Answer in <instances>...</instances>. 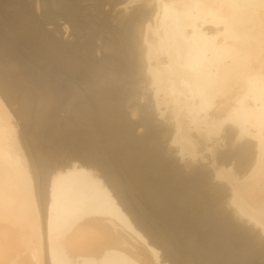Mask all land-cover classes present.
Returning <instances> with one entry per match:
<instances>
[{"label":"bare ground","instance_id":"bare-ground-1","mask_svg":"<svg viewBox=\"0 0 264 264\" xmlns=\"http://www.w3.org/2000/svg\"><path fill=\"white\" fill-rule=\"evenodd\" d=\"M31 1L0 0V264H264V0H41L39 18ZM109 4L135 6L111 20ZM58 16L90 36L58 40L43 24ZM126 85L129 97L139 86L155 90L149 139L170 148L133 136L121 107ZM72 86L78 130L54 110L39 117ZM10 100L27 119L33 161ZM164 106L172 114L157 128ZM220 131L223 143L212 147L226 148L214 172L186 161L202 135L209 142ZM171 146L181 167L193 164H184L188 179ZM61 154L71 158L56 166Z\"/></svg>","mask_w":264,"mask_h":264},{"label":"rangeland","instance_id":"rangeland-1","mask_svg":"<svg viewBox=\"0 0 264 264\" xmlns=\"http://www.w3.org/2000/svg\"><path fill=\"white\" fill-rule=\"evenodd\" d=\"M35 1H38V0H35ZM39 1H41V0H39ZM38 1V3H37V5H36V7H35V12H36V15L38 16V18L39 17H43L44 16V14L46 13L45 11H44V9H43V7H44V4H39V3H42V1L41 2H39ZM29 2H32L31 0H29ZM140 2H142V0H139V1H137L136 3L137 4H139ZM135 3V5H137ZM32 4V3H31ZM89 2L87 3V2H84V3H82V7L84 8V7H88L89 5ZM33 5V4H32ZM39 5V6H38ZM134 5V4H133ZM132 5V7H129L128 9L130 10H128L127 8H125L124 7V5H121V6H119L115 11L112 9V7H111V5L109 4V5H105V6H103L102 8L104 9V11H103V14H106L107 15V17H110V19L111 20H116V18H118V17H121V15L122 16H124L125 14H127L126 13V9H127V11H129L128 13H130L131 12V9H133V7L135 6H133ZM41 6V7H40ZM43 6V7H42ZM123 6V7H122ZM125 8V9H124ZM119 10V11H118ZM9 12H10V10H8ZM114 11V12H113ZM107 12V13H106ZM112 12V13H111ZM115 12H117V13H115ZM125 12V13H124ZM14 12L11 10V15L13 14ZM84 13H89V10L87 9L86 11H84ZM98 14V11L97 12H95V15H97ZM115 14V15H114ZM117 14V15H116ZM14 16H15V14H13ZM106 15H102V14H99L98 15V18H97V20H98V22L99 21H101L102 20V18H104V16H106ZM129 15V14H128ZM126 16V15H125ZM101 17V18H100ZM40 19H42V18H40ZM46 19H47V17H46ZM101 19V20H100ZM42 20H44V19H42ZM54 22H44L43 24H44V29H45V31H47V32H49V33H52L58 40H60V41H62V42H71V43H76L77 41H79V40H81V43L82 42H84L85 40H86V38H88L89 36H88V32L87 33H85V32H82V30H81V28H80V25H77L76 23H70V22H66L63 18H62V16H58V18L57 19H55L54 18V20H53ZM114 24H116V21L114 22ZM66 27L68 28V31H67V33H65V29H66ZM96 27H98V26H96ZM115 28H116V26H113V29L115 30ZM71 30V31H70ZM23 32V31H22ZM66 34V35H65ZM78 35V36H77ZM70 40V41H69ZM98 42V47L100 46V44H102V41L101 40H97L96 41V43ZM101 42V43H100ZM102 46V45H101ZM100 46V47H101ZM99 47V48H100ZM100 53V52H99ZM25 54V53H24ZM20 56L22 55V54H19ZM95 56H97V58L99 57V58H101V54H100V56H99V54H97V55H95ZM22 57H23V59L25 60V56H23L22 55ZM31 65H34L33 63H30ZM16 66V65H15ZM17 68H18V65H17ZM19 69V68H18ZM20 70V69H19ZM46 73H48V74H50L51 76L53 75V73H51L50 71H46ZM54 76V75H53ZM147 83V82H146ZM146 83L144 84V85H146ZM143 85V87L142 86H139V88H138V90H137V94H135V95H133L132 97H129L128 96V94H129V91H132L131 89H130V86L129 85H126L127 87H125L124 88V92H123V98H125L126 100H125V103L123 104V106H121L122 107V110H123V113L125 112L126 114V116H125V118H126V120L128 121H130V123L132 124V125H134L135 126V128L133 129V136L135 137H137V139L138 138H141V140H140V142L141 141H144L145 139L143 138L146 134H147V137L145 136V138L147 139V141H148V139L150 138V135H149V128H148V126H147V124H146V117L150 114V113H153V112H155L156 110H154V108H153V106H154V103H155V101H154V95H155V90H153L152 89V86H150L151 87V89L149 88V89H147V87L145 88V86ZM73 88H74V90H75V87H71V89H69L68 91H66L67 93H66V96L67 97H63V99L62 100H60L59 102H50V101H46L45 103H43L44 105L41 107V109L42 110H40V111H42V114H41V112L39 113V117H41L42 119H43V117L44 118H46V120H47V118H48V116H50L51 115V113L53 112V110H54V112L52 113V115L53 114H55L56 113V116H57V118H58V120L60 121V124L61 125H69L70 124V127L71 128H77V130L79 129L77 126H79V124L81 123V118H79V119H77V117L75 116V111L78 109V107H80V105L81 104H75V102L74 101H71V98H74V96H75V94H73ZM78 91H80L81 92V94H85V92H83L84 90L83 89H81V88H76ZM71 93V94H70ZM70 94V95H69ZM134 94V93H133ZM154 94V95H153ZM141 95V96H140ZM69 96V97H68ZM72 96V97H71ZM128 96V97H127ZM136 96V97H135ZM71 97V98H70ZM135 97V98H134ZM67 99H69L70 100V102H67V101H69V100H67ZM72 100H74V99H72ZM73 102V103H72ZM124 102V100L122 101V103ZM130 102V103H129ZM18 102H15V101H12V100H10V104H8V106H9V108H10V111H11V113L13 114V122H14V124H15V126H16V130H17V137H18V140L19 141H21L20 142V144L23 146V140H24V138H26V140H24V144H26V147H24V153H27V152H29L28 151V147H27V142H31V137L30 136H28L27 137V135H28V133H26V129H25V127L27 126V125H25V124H27V119L26 118H24L22 115H21V109H20V105H19V103L17 104ZM55 103V104H54ZM72 103V104H71ZM150 103V104H149ZM59 104V105H58ZM75 104V105H74ZM172 104V103H171ZM58 105V106H57ZM73 105V106H72ZM57 106V107H56ZM172 106V105H171ZM170 106V107H171ZM47 107V108H46ZM77 107V108H76ZM52 110H51V109ZM73 108H74V110L75 111H72L73 110ZM150 108H152L151 110H150ZM164 108H165V106H164ZM161 109L162 111H161V113H164V115H166L165 117H163V120H162V117H159L158 116V118H157V116L155 115V117H154V119H153V123H154V125L157 127V128H161L160 126L162 125H167L166 123H164V122H167V119H166V117L168 116H170L172 113H171V110H172V108H173V106L170 108L171 110L170 111H168V109H167V107L165 108V109ZM175 108V107H174ZM173 108V109H174ZM51 110V111H49V110ZM48 111V112H47ZM148 111H149V114H148ZM50 113V115H48ZM140 114V115H139ZM128 115V116H127ZM37 116H38V114H37ZM73 116H75V117H73ZM52 117V116H51ZM74 119H72V118ZM98 117V116H97ZM138 117H139V119H138ZM40 118V119H41ZM164 118L166 119V120H164ZM143 119H145V121L143 120ZM158 119V120H157ZM161 119V120H160ZM61 120H63V123L61 122ZM83 120V119H82ZM86 121L88 120L89 121V119L87 118V119H85ZM66 121H68V123L66 122ZM73 121H75V123L73 122ZM77 121V122H76ZM157 121H158V123H157ZM71 122V123H70ZM75 124L74 126L72 125L73 123ZM79 122V123H78ZM25 123V124H24ZM78 123V124H77ZM25 126V127H24ZM141 126V127H140ZM164 127V126H163ZM162 127V128H163ZM76 130V131H77ZM137 130V131H136ZM223 130H225V128L224 129H222L221 131L222 132H224V134H225V131H223ZM221 131L218 133V134H213L212 136H214V138L216 139H214V140H211L210 139V141L212 142V143H210V141L208 142V141H206V139L210 136H208V137H206V138H204V136L202 135V134H200V135H202V137H203V140H205V142L203 141L202 142V137L201 136H199V137H197L196 138V136L194 137V139L193 140H197L198 142H200V139H201V142L202 143H200L201 145H199V143H196V141H194L195 143H196V146H195V148L196 149H198V148H200V149H198V150H194V154H192V156L191 155H189V156H191V157H188L187 156V158H186V161L187 160H191V159H193V158H195L196 159V161H192L191 160V162H193V164L194 163H196V165H198V168L200 167V165H201V167H203L202 165H204V167H207L210 171H213L214 172V170L215 169H213V166H215V168H216V165H217V163H216V161H217V157H218V155L220 154H217L218 152H222L223 150L222 149H225L226 147H224L223 145V148H220L221 147V145H218V141L217 140H220L221 142L223 141V137H224V134L223 133H221ZM194 133V132H193ZM23 134H25V135H23ZM197 134H199V133H197ZM203 134H205L206 135V133H203ZM193 135H196V134H193ZM215 135H217V136H215ZM23 136V137H22ZM26 136V137H25ZM131 136H132V134H131ZM133 136H132V138H133ZM149 136V137H148ZM211 136V137H212ZM217 137H221V139H219V138H217ZM20 138V139H19ZM27 138L30 140V141H27ZM143 138V139H142ZM160 138H161V140H160ZM196 138V139H195ZM134 139V138H133ZM132 139V140H133ZM209 139V138H208ZM149 140H151V142L150 143H152V146H154L153 144H157V143H159V144H161V143H163V141L162 140H164L161 136L159 137H157L156 139H154V140H157V141H154L153 139H149ZM154 141V143H153V141ZM159 140V141H158ZM215 141V143H217V145L218 146H220V147H216V148H213L212 147V144H213V142ZM217 141V142H216ZM219 141V142H220ZM209 143V146H206L205 144H207V143ZM146 142L144 141V144H145ZM149 142H148V144H150ZM214 143V144H215ZM223 143V142H222ZM143 144V143H142ZM162 145V144H161ZM197 145H199V146H197ZM204 145H205V147L208 149H203V147H204ZM216 145V144H215ZM215 145H213V146H215ZM216 145V146H217ZM151 146V145H150ZM149 146V147H150ZM163 146L165 147V146H168L169 147V145L168 144H166V145H164V143H163ZM163 147V148H164ZM204 147V148H205ZM153 148V147H152ZM166 148V147H165ZM170 148V147H169ZM171 148H172V152H173V157L175 156V150H173L174 149V146H171ZM194 148V149H195ZM211 148L213 149L212 150V152H211ZM26 149H27V151H26ZM176 149V148H175ZM203 149V150H202ZM221 149V150H220ZM205 150V151H204ZM217 150H219L218 152H217ZM200 151V152H199ZM207 151V152H206ZM209 152V153H208ZM30 153V152H29ZM35 153H36V151L34 152V156H36V158L34 159V161L35 160H38L39 159V157L37 156V155H39V154H36L35 155ZM38 153V152H37ZM199 153V154H198ZM210 153H212V154H210ZM69 154V153H68ZM202 154V155H201ZM206 154V155H205ZM209 154V156H207ZM214 154V155H213ZM62 156L59 158L60 159V161L62 160V162H60V161H58L57 162V164L58 165H56V164H54V165H56V166H59V163H60V165L61 164H63V163H67L66 161H68L71 157H69L68 158V156L66 155V154H61ZM193 155H196L195 157L193 156ZM201 156L202 157V159H201V157H197V156ZM211 155V156H210ZM24 156H25V158L27 159V157H28V160H30V161H33L32 160V156L30 155H28V153L25 155L24 154ZM27 156V157H26ZM213 156V157H212ZM67 157V158H66ZM205 157H206V159H205ZM212 157V158H211ZM216 157V158H215ZM63 159H64V161H63ZM75 159V158H74ZM76 159H78L77 161H79V162H81L82 164H85V162H83V159H80V158H76ZM172 159V158H171ZM170 159V162L172 161V160H175V157H174V159H172L171 160ZM194 159V160H195ZM214 159V160H213ZM27 160V161H28ZM113 160V161H112ZM111 161V163H115V161H116V159L114 160V159H112ZM169 160V159H168ZM180 160V159H179ZM179 160L178 159H176L175 161V164L177 165V162H179ZM208 160V161H207ZM185 160H184V164H186V165H191L192 163L191 162H189V164L186 162ZM212 161V162H211ZM181 162H183V161H181L180 160V163H179V166H180V168H182V171H183V168H186V167H184V164H182V166L183 167H181ZM38 163H39V166H42V163L41 162H39L38 161ZM117 163V162H116ZM116 163H115V165H114V167L113 168H115V169H117L118 170V167H119V165H118V163H117V167H115L116 166ZM209 163V164H208ZM215 164V165H213V164ZM193 164L191 165V168H192V166H193ZM185 165V166H186ZM210 165V166H209ZM232 165V164H231ZM231 165H229L230 166V168H227V167H229V166H227L225 169H230V173H231V171H232V168L231 167H233V168H235V169H233L234 171H236V166H235V164H233L234 166H231ZM112 166H113V164H112ZM178 166V165H177ZM190 167V166H189ZM195 167V166H194ZM121 168V167H120ZM188 168V167H187ZM186 168V169H187ZM188 170H190L189 168H188ZM188 170L186 171L185 169H184V173H182L181 175H182V177H183V175H184V177L183 178H185L187 175H189V173H190V171H189V173H188ZM227 170V174H230L229 173V171ZM120 171V170H119ZM180 171H181V169H180ZM180 171H179V173H180ZM234 171H232V173L234 172ZM97 172H99L100 174H101V172L100 171H97ZM188 174H187V173ZM235 173V172H234ZM185 174H187L186 176H185ZM230 175H232V174H230ZM190 176H191V174H190ZM187 178V177H186ZM189 178V177H188ZM187 178V179H188ZM128 181V179L126 180V184H128L129 182H127ZM46 184L43 186V187H45L46 188ZM110 187H112V185H110ZM114 188V187H113ZM113 188H111L112 190H113ZM44 189V188H43ZM128 191H129V200H131V201H133V202H135L134 204H136V203H138L137 204V206H140V208H142L141 206H145L146 207V205H147V202L146 201H144L145 199L142 197V196H139V194L138 193H133L132 194V190L129 188L128 189ZM114 193H115V190H114ZM139 196H137V195ZM119 194L117 193V191H116V196H117V198L119 199V201L121 202L122 201V197H121V195L120 196H118ZM131 198V199H130ZM133 198V199H132ZM138 198V199H137ZM136 200V201H135ZM121 204H122V206L125 204V203H123V202H121ZM125 206V205H124ZM124 208V210L128 213V214H130V213H132V210H131V208H129V206H125V207H123ZM142 210H143V208H142ZM128 211H131V212H128ZM136 219V218H135ZM137 226H138V224H137ZM139 227V226H138ZM146 236H148L147 234H146ZM148 238H150V237H148ZM150 240H151V242H152V239L150 238ZM153 243V245H156L155 247L160 251V253H161V256L163 255V256H165L164 255V247H162L159 243H156V242H152ZM185 243V247L187 248V250H188V252H190V251H192V248L191 247H193V246H190L191 245V243H193V241H191V243L190 242H188V244L189 245H186L187 244V242H184ZM166 254V253H165ZM162 256V257H163ZM263 257H264V255H263ZM166 258H168L167 257V255L165 256V259ZM169 259V258H168ZM263 259V262H264V258H262ZM204 262H205V259L203 258L202 259ZM201 260V263L202 264H204V262ZM169 261H170V259H169ZM169 261H167L168 263H170V264H173L174 262L173 261H171V262H169ZM166 262V261H165ZM173 262V263H172ZM36 264H39V263H36Z\"/></svg>","mask_w":264,"mask_h":264}]
</instances>
